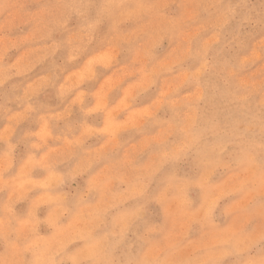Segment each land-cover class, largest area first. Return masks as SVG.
Returning a JSON list of instances; mask_svg holds the SVG:
<instances>
[{"label":"rangeland","instance_id":"obj_1","mask_svg":"<svg viewBox=\"0 0 264 264\" xmlns=\"http://www.w3.org/2000/svg\"><path fill=\"white\" fill-rule=\"evenodd\" d=\"M0 264H264V0H0Z\"/></svg>","mask_w":264,"mask_h":264}]
</instances>
